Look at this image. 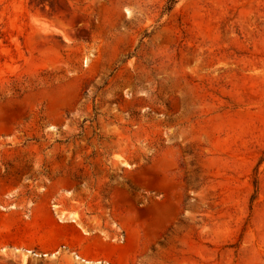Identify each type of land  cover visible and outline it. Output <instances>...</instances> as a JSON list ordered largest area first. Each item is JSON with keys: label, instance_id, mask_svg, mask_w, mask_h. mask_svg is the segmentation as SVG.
Instances as JSON below:
<instances>
[{"label": "rangeland", "instance_id": "1", "mask_svg": "<svg viewBox=\"0 0 264 264\" xmlns=\"http://www.w3.org/2000/svg\"><path fill=\"white\" fill-rule=\"evenodd\" d=\"M166 1L0 0V264H264V0Z\"/></svg>", "mask_w": 264, "mask_h": 264}, {"label": "trees", "instance_id": "2", "mask_svg": "<svg viewBox=\"0 0 264 264\" xmlns=\"http://www.w3.org/2000/svg\"><path fill=\"white\" fill-rule=\"evenodd\" d=\"M180 0H167L166 1V11H171V9L179 2ZM254 186H255V190L257 188V181L254 180Z\"/></svg>", "mask_w": 264, "mask_h": 264}]
</instances>
